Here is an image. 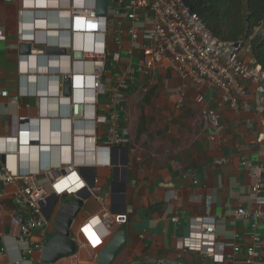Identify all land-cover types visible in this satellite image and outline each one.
<instances>
[{"label":"built area","instance_id":"obj_1","mask_svg":"<svg viewBox=\"0 0 264 264\" xmlns=\"http://www.w3.org/2000/svg\"><path fill=\"white\" fill-rule=\"evenodd\" d=\"M95 9L96 0H25L19 12L18 37L30 44V52L18 57L21 84L17 92L9 96L3 89L0 97L15 103L22 95L35 96L39 109L35 117L19 116L17 134L4 137V142L19 139L30 160L14 169L3 165L0 181L21 182L14 200L26 208L27 216L19 224L16 241L29 254L33 249L23 237L33 230L44 235L49 225L47 213H52L56 200L75 193L92 195L103 186L100 169L122 168L118 148L128 134L120 121L122 90L133 71L144 75L159 67L167 68L184 84L216 89L219 105L237 113L264 110V70L252 59L242 57L241 41H218L184 0H108L104 17ZM49 18L56 21L50 24ZM119 20L128 22L125 29L117 24ZM112 27L115 36L108 40ZM123 33L129 38L127 53L139 50L141 59L134 67L109 71L111 47L117 52L121 49ZM49 47L64 48L65 53L48 54L45 49ZM73 51H80L81 57L73 58ZM65 78L70 80V95H64L59 85V80ZM39 80L45 81L41 90L37 89ZM51 81L57 82L54 89L50 88ZM252 98L259 103L253 106ZM182 101L183 95H179L177 105ZM200 114L213 134H219L215 109L204 108ZM52 121L58 129L54 138ZM246 123L250 124V120L246 119ZM63 124L69 127V134H62L58 128ZM6 150L4 146L3 152ZM253 176L248 199L254 207H239L235 214L250 219L253 231L245 249V264H264L256 256L262 242L255 232L257 221L264 220V163L256 167ZM210 204L208 195L204 215L189 218L182 250L221 262L230 254L226 253L225 242L217 238ZM112 223L106 206L90 213L80 227L84 237L80 248L93 255L109 237ZM238 236L234 234L235 239ZM43 245L41 240L34 249L41 251ZM239 250L235 243L232 253Z\"/></svg>","mask_w":264,"mask_h":264},{"label":"crops","instance_id":"obj_2","mask_svg":"<svg viewBox=\"0 0 264 264\" xmlns=\"http://www.w3.org/2000/svg\"><path fill=\"white\" fill-rule=\"evenodd\" d=\"M24 2L0 0V91L6 89L9 96L21 84L18 57L24 53L20 51L24 42L19 40L18 32L19 12ZM55 21L49 18L50 24ZM117 24L125 29L128 22L119 20ZM114 36L112 27L108 40ZM121 41L118 52L111 47L109 71L134 67L141 59L139 50L127 53L129 38L125 33ZM44 82L39 80L37 89L41 90ZM56 83L49 82L50 88L54 89ZM59 85L63 86L62 79ZM122 94L120 121L128 130L118 148L122 168L98 171L103 176V186L92 195L84 192L88 197L87 209L80 210L72 223L77 250L53 264H100L96 254L120 230L125 232L126 242L110 264H245V249L253 231L250 219L237 216L235 210L254 207L248 194L256 167L264 163V110L237 113L226 105H219L216 89L184 84L175 72L163 67L144 75L133 71ZM179 95H183V101L178 106ZM100 99L103 101L105 97ZM258 103L251 99L253 106ZM204 108L215 109L220 121L219 134H213L202 119L200 113ZM38 109L35 96L22 95L15 103L0 97V154L4 155L0 169L3 165L14 169L18 164L24 166L29 162L19 139L4 142V137L17 134L19 116L35 117ZM52 122L54 138L58 129ZM58 128L62 134H69L67 124ZM4 146L7 154L3 152ZM20 184V181L8 184L0 181V264H46L40 261L41 251L34 249V244L52 235V232L48 234L52 220L49 219L44 235L40 230H33L23 237L33 249L31 254L16 241L19 224L27 216L26 208L14 200ZM208 195L211 196L210 214L216 219L217 238L225 242L226 253L230 254L221 262L182 250V240L189 232L188 220L204 215ZM71 198L62 197L55 205ZM102 206L111 213V238L97 246L92 255L80 248L84 239L80 227L90 213ZM52 213L57 211L53 209ZM255 232L262 242L256 256L264 260V220L257 221ZM235 233L239 235L237 239ZM235 243L240 250L232 253ZM18 258L19 262L15 263Z\"/></svg>","mask_w":264,"mask_h":264},{"label":"trees","instance_id":"obj_3","mask_svg":"<svg viewBox=\"0 0 264 264\" xmlns=\"http://www.w3.org/2000/svg\"><path fill=\"white\" fill-rule=\"evenodd\" d=\"M184 1L218 41H241L264 70V0Z\"/></svg>","mask_w":264,"mask_h":264},{"label":"water","instance_id":"obj_4","mask_svg":"<svg viewBox=\"0 0 264 264\" xmlns=\"http://www.w3.org/2000/svg\"><path fill=\"white\" fill-rule=\"evenodd\" d=\"M108 0H96V14L106 16ZM20 51L24 53L30 52V44L22 43ZM48 54L65 53L64 48L49 47L45 49ZM80 51H73V58H80ZM63 93L70 95V80L63 79ZM0 159L4 160V155L0 154ZM82 170V169H79ZM87 196L80 193L73 194V198L62 202L57 214L52 219L53 226L51 228L52 235L44 240V245L40 254V261L46 264H53L61 258L72 255L77 250L76 241L70 236L72 232V223L77 217L80 210H86ZM51 216V213H47ZM24 220H22L23 222ZM126 242L124 231H117L109 242L96 254V260L100 264H110L118 255Z\"/></svg>","mask_w":264,"mask_h":264},{"label":"rangeland","instance_id":"obj_5","mask_svg":"<svg viewBox=\"0 0 264 264\" xmlns=\"http://www.w3.org/2000/svg\"><path fill=\"white\" fill-rule=\"evenodd\" d=\"M241 55H242V57H244V58H246V59L250 56L249 53H248V50L246 49V47L243 48V50H242V54H241ZM59 205H60V201L58 202V204H56V205L54 206L55 211H57ZM55 215H56L55 213H52L49 219L52 220V219L54 218ZM74 220H75V219H74ZM73 222H74V221H73ZM48 234H49V235L51 234V229H49ZM70 236H71L72 238H74V233H73V232H70ZM109 237H110V236H109ZM109 237H107V239H109ZM110 238H111V237H110Z\"/></svg>","mask_w":264,"mask_h":264}]
</instances>
